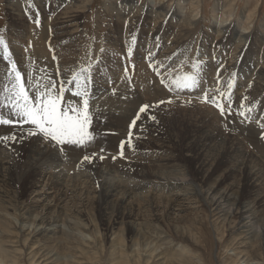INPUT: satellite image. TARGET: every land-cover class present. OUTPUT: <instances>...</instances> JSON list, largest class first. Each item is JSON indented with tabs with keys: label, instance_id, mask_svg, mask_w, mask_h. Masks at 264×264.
Returning a JSON list of instances; mask_svg holds the SVG:
<instances>
[{
	"label": "rangeland",
	"instance_id": "374dc122",
	"mask_svg": "<svg viewBox=\"0 0 264 264\" xmlns=\"http://www.w3.org/2000/svg\"><path fill=\"white\" fill-rule=\"evenodd\" d=\"M72 19L76 29L72 26L61 39L51 35L57 24ZM0 35L7 42L11 58L22 74L27 79V73H31L36 87L42 88V83L54 80L55 75L61 79L70 76L71 79L81 68L91 66L94 83L89 84V90L93 86L96 95H91L90 101L93 117L97 119L102 116V111L97 110L95 102L100 103L108 94L107 90L120 88V95L111 98L117 102L122 99L123 103L119 104L112 101L117 110L124 111L125 106L128 109L132 105L131 99L138 103L133 117L139 106L149 105L133 128L132 147L125 145L123 157L119 145L121 141L127 144L128 133L103 131L98 126L96 138L106 135L125 139L114 143L102 141L106 147L100 148L95 143L86 149H78H83L82 152L90 148L98 150L91 163L85 161L86 168L96 171L90 178L77 176L84 155L79 162L71 164L77 166L67 171V177L61 183L67 187L75 185V191L62 204L55 200L58 188H47L49 172L56 169L58 162L48 161L47 167L52 166L46 168L45 176L36 181L32 175L24 177L13 167L11 179L18 186L17 193L8 186H0V264H264V206L255 207L250 219L242 223L238 214L233 215L237 212L236 203L241 204L250 189L246 169L249 164H243V158H234L235 152L244 151L247 156L255 154L252 158L264 169V139H261L264 135V71L263 75L259 74L260 66L264 67V0H75L73 3L65 0H0ZM129 50L130 57L127 55ZM149 52L165 83L192 71L191 64L198 58L200 89L214 88L217 75L222 80V89L226 90L231 82L233 111L247 96L244 103L246 108H251L247 113L249 119L233 115L226 122L214 106L204 103L202 91H169L149 66ZM7 68V61L0 51V76L7 74ZM138 77L143 78V84L152 92L147 98L141 97L142 92L147 91L138 84ZM259 77L263 81H259ZM0 86L2 90L3 85ZM124 89L131 91V99L127 91H122ZM138 90L139 96L135 94ZM157 98L163 99L157 101ZM111 100L108 101L110 105ZM169 100L172 102L168 103ZM149 115L155 119H148ZM195 123L200 128H196ZM7 126L0 125L3 154L16 161L22 156L24 161L28 154L24 145L33 142L19 139V124ZM127 126L125 132H128ZM104 128L111 129L109 126ZM13 135L17 137L16 141L12 140ZM4 136L8 139H2ZM214 144L219 145L218 148ZM227 147L232 153L226 152ZM219 148H223L224 153L219 154ZM62 165L59 168L64 171L69 167ZM156 173L185 178L187 183L172 191L173 197H170L171 203L177 202L180 207L168 205L169 193L162 185L158 187V181L152 180ZM31 182L33 185L30 186ZM115 182L125 189L139 183L149 186L145 189L147 193L141 189L133 190L134 199L130 200L136 203L132 206L133 219L119 221L120 226L112 227L121 208L109 205L108 218H103L101 200L103 192ZM192 188L197 192L195 196L183 195L177 201L176 194L183 190L190 192ZM18 196L20 205L24 199V203L31 201L29 212L17 208L20 205L13 201ZM221 196L226 198L225 202L218 199ZM210 200L221 205V217L212 212ZM48 203L61 209L43 207ZM247 203V208L254 206L249 200ZM153 204H157L154 209L150 206ZM50 224L56 227L52 233ZM243 224L246 225L240 227ZM245 243L247 247H241ZM246 251L252 257L241 255Z\"/></svg>",
	"mask_w": 264,
	"mask_h": 264
},
{
	"label": "snow or ice",
	"instance_id": "6c2138e0",
	"mask_svg": "<svg viewBox=\"0 0 264 264\" xmlns=\"http://www.w3.org/2000/svg\"><path fill=\"white\" fill-rule=\"evenodd\" d=\"M35 23L39 24V21H35ZM0 51L8 65L7 74L4 77L6 83L0 92V125L19 124L21 126L20 140L29 139L34 143L45 145L51 149L50 155L52 156L66 151L68 148L86 149L96 136V129L93 127V114L90 111L89 84L94 83V75L90 71L91 66L87 69L81 68L72 75L70 80L61 79L59 82L51 80L43 88L37 87L33 90L31 73H27L26 79L22 70L11 58L9 46L2 35H0ZM101 53H103V49H101ZM131 54V50H129L127 55L130 57ZM148 57L149 66L156 71L151 60V52ZM53 59H56L55 56ZM191 68L192 71L176 76L171 83H165L159 71H156V74L160 76V83L169 91L175 90L177 93L184 90L202 91L204 103L214 106L226 122L233 115L243 117L245 120L249 119L247 113L251 112V108H246L244 103L248 99L247 96L242 98L234 112L232 108L234 102L233 84L229 82L227 89H222L220 87L222 80L217 75L214 88L200 89L202 80L198 58L191 64ZM171 102V100L168 101V103ZM160 103H164V101H160ZM148 108L149 105H142L129 125L127 141L129 148L132 147L133 128L140 120L141 114L146 113ZM147 118L155 119L151 115ZM225 127H227V123H225ZM261 138L264 139V135ZM2 139L7 140L8 137L4 136ZM12 140L16 141L17 137L13 135ZM119 148L120 156L123 157L125 141L120 142ZM95 155L96 153L91 156L84 155L81 163L85 161L91 163ZM100 158L104 159L103 156ZM112 159L115 160L116 157H112Z\"/></svg>",
	"mask_w": 264,
	"mask_h": 264
},
{
	"label": "bare ground",
	"instance_id": "6f19581e",
	"mask_svg": "<svg viewBox=\"0 0 264 264\" xmlns=\"http://www.w3.org/2000/svg\"><path fill=\"white\" fill-rule=\"evenodd\" d=\"M75 0H65V2H67V3H73ZM126 5V7L127 6H129V5H127V4H125ZM125 7V8H126ZM125 8L123 9V10H125ZM121 13V12H120ZM76 24V23H75ZM74 27L75 29L77 28V26H75V25H73V19L72 20H70V21H67V22H60V24L58 25L57 24V26L55 27V29H54V31L53 32H51V35H53V36H56L55 38L56 39H61V38H63V36H65L66 35V33H68L69 31H70V29H71V27ZM73 29V28H72ZM71 35V34H70ZM65 38V37H64ZM246 39V38H245ZM66 40V39H65ZM67 41V40H66ZM69 43V42H68ZM173 44V43H172ZM259 74L260 75H263V71H264V67L263 66H260V68H259ZM76 73V72H75ZM136 74V73H135ZM254 74H256V73H254ZM6 76V74H2V76H0V81H1V84L3 85V87H4V84L6 83V80L4 79V77ZM138 76V75H137ZM70 78V76L68 77V78H63V79H65V80H70L69 79ZM135 78V77H134ZM150 78V77H149ZM138 84L141 86V85H143V87L146 89V93H144V91L142 92V95H141V97H143V98H147L146 96L148 95H150V93H152L151 92V90H148L149 88L145 85V84H143V78H141L140 79V77H138ZM148 79V78H147ZM151 79V78H150ZM54 80H56L57 82H59V80H61V78L59 77V76H57V75H55V78H54ZM135 80V79H134ZM38 81V80H37ZM146 81V80H145ZM259 81H263V79H261L260 77H259ZM33 82V81H32ZM39 82V81H38ZM0 84V85H1ZM47 84V83H46ZM136 84V83H135ZM42 85L44 86L45 85V83L43 82L42 83ZM43 86H42V88H43ZM139 86V87H140ZM1 87V86H0ZM32 87H33V90H35L37 87L34 85V83H32ZM91 87V89L89 90V95H90V99H91V95H96V89L93 87V86H90ZM112 87V86H111ZM1 89V88H0ZM119 89L120 88H116V89H111V90H107L106 91V93H108L107 95H109V96H107V95H104L105 96V98L103 99V97H101L103 100H101V102L99 103V102H95V106H96V108H97V110H99V109H101V111H102V116L99 118V119H97V118H95V117H93V127H95L96 125V127H95V129H99V127L98 126H100V127H102L100 130H103V131H108V132H116V133H118V131H120L121 133H128V132H125V130H126V126H127V123L129 122V120L133 117V114H134V112L136 111V109H137V105H138V103L137 104H135V102H133V101H135V100H133L132 101V99L130 98L131 97V95L130 94H132L131 93V91L129 90V89H124V90H122L123 92H128V94H129V98L131 99V101L130 102H132V105L128 108V109H126L125 107V104H123L125 107H123L125 110L123 111V110H117V109H115V107L113 106L114 105V103L115 102H112L113 100H111V98H114V97H116L117 95H120V93H119ZM2 90H3V88H2ZM2 90H0V92H2ZM92 92V93H91ZM126 92V93H127ZM110 93V94H109ZM139 90L135 93V94H137V96H139ZM159 93V92H158ZM145 95V96H144ZM151 95H153V94H151ZM157 96H158V94H156ZM155 95V96H156ZM107 96V97H106ZM126 96V95H125ZM118 97V96H117ZM122 97H123V95H122ZM167 97V96H166ZM67 98V97H66ZM140 98V97H139ZM151 98V97H150ZM125 99V98H124ZM156 99V98H155ZM158 99H163V98H157V101H159ZM109 100H111V105L110 104H108V101ZM116 100V99H115ZM114 100V101H115ZM120 100H122V99H120ZM120 100H118V102H122V101H120ZM129 100V99H128ZM124 101V100H123ZM138 101V100H137ZM144 101V100H143ZM147 100H145V102H146ZM155 101V100H154ZM117 102V100H116V103L115 104H117L118 103ZM150 102V101H149ZM123 103V102H122ZM92 104L93 103H91V101H90V111L91 112H93V106H92ZM119 104V103H118ZM135 104V105H134ZM141 104H143V103H140V105ZM151 105H153V104H151ZM117 106V105H116ZM119 107L121 106V104L120 105H118ZM142 106V105H141ZM141 106H139V108L141 107ZM139 108H138V110H137V112L139 111ZM211 111V110H210ZM137 112L135 113V116H136V114H137ZM207 113V112H206ZM205 113V114H206ZM213 113V112H212ZM211 113V114H212ZM215 113H216V111H215ZM214 114V113H213ZM212 114V115H213ZM96 116V115H95ZM134 116V117H135ZM215 116V115H214ZM134 117L130 120V122L128 123V126H127V131L129 130V124L131 123V121L134 119ZM219 119V118H218ZM211 120V119H210ZM221 120V119H220ZM232 120V119H231ZM172 121V120H171ZM181 121V120H180ZM179 121V122H180ZM190 121V120H189ZM195 121V120H194ZM193 121V122H194ZM216 122H215V124H217V120H215ZM182 122V121H181ZM197 122V121H196ZM210 122V121H209ZM222 122V121H221ZM97 123V124H96ZM191 123H192V121H191ZM180 124V123H179ZM183 124V123H182ZM187 124V123H186ZM197 123H195V127L196 128H200V126H198V125H196ZM231 124V123H230ZM237 124V123H236ZM7 126V125H6ZM9 126V125H8ZM7 126V127H8ZM105 126H109V127H111V129H105L104 127ZM193 126V125H192ZM235 126V125H234ZM239 126H241V125H239ZM10 127V126H9ZM217 127H219V126H217ZM243 127V126H242ZM178 128V127H177ZM194 128V127H193ZM136 129V128H135ZM181 129V128H180ZM195 129V128H194ZM203 129H205V128H203ZM216 129V128H215ZM243 129V128H242ZM245 129V128H244ZM243 129V130H244ZM190 130V129H189ZM193 130V129H192ZM198 130V129H197ZM214 130V129H213ZM240 130H241V128H240ZM2 131H4V130H2ZM205 131H206V129H205ZM239 131V130H238ZM246 131V130H245ZM248 131V130H247ZM1 132V131H0ZM5 132V131H4ZM4 132H3V134H4ZM191 132V131H190ZM194 132V131H193ZM201 132V131H200ZM214 132V131H213ZM134 133H135V131H134ZM198 133V132H197ZM202 133H204V131L202 130ZM212 133V132H211ZM211 133H209V134H211ZM230 133V132H229ZM262 133V132H261ZM0 134H2V133H0ZM103 134V133H102ZM137 134V133H136ZM191 134V133H190ZM208 134V133H207ZM214 134H215V132H214ZM248 134V133H247ZM251 134V133H250ZM134 135V134H133ZM198 135V134H197ZM199 135H201L200 133H199ZM211 135H213V134H211ZM216 135V134H215ZM252 135V134H251ZM258 135H259V133H258ZM218 136V135H217ZM227 136V135H226ZM239 136V135H238ZM244 136H247V135H244ZM248 136H249V134H248ZM247 136V137H248ZM206 137V136H205ZM119 138L120 137H109V136H101V137H98V138H96L95 137V139H94V141L90 144L91 146H93V144L95 145V143L101 148V146L102 147H106L105 145H103V142L102 141H105V142H110V141H112L113 143H114V141H118L119 140ZM124 137H121V140H124L123 139ZM218 138V137H217ZM251 138V137H250ZM239 139V138H238ZM243 139H244V137H243ZM262 139V138H261ZM121 140H119V141H121ZM248 140V139H247ZM246 140V141H247ZM255 140V139H254ZM254 140H252V141H254ZM209 141V140H208ZM216 141H217V139H216ZM228 141V140H227ZM232 141V140H231ZM240 141H242V140H240ZM257 141V140H256ZM263 141V140H262ZM33 142V141H32ZM102 142V143H101ZM104 142V143H105ZM193 142H194V140H193ZM229 142V141H228ZM233 142H235V141H233ZM247 142H250V139H249V141H247ZM255 142V141H254ZM116 143V142H115ZM222 143H224V142H222ZM226 143V142H225ZM237 143H238V140H237ZM259 144L258 145H261L260 144V142H258ZM112 144V143H111ZM231 144V143H230ZM250 144V143H249ZM116 145H117V143H116ZM125 145H127V144H125ZM196 145V144H195ZM224 145V144H223ZM233 145V144H232ZM237 145V144H236ZM109 146V145H108ZM188 146V145H187ZM189 146H190V144H189ZM207 145H205V147H206ZM218 146L219 145H217V144H214V147H216V148H218ZM226 146V145H225ZM255 146H257L256 145V143H255ZM89 147V146H88ZM208 147H209V145H208ZM207 147V148H208ZM232 147H234V145L232 146ZM251 147V146H250ZM259 147V146H258ZM3 148L4 147H0V156H1V153H2V158L0 157V162H3L4 163V165L5 166H3V164H1L0 163V186H8L13 192H14V194L15 193H17V185L16 184H14L13 183V181H12V174H13V170H14V168L13 167H15L17 170H19L21 173H23V175H24V177L26 176V175H32L33 176V180H35L36 181V178H43L44 176H45V169L46 168H49L50 166H52V165H49L48 167H47V163H48V161H56V162H58V164L56 163L55 165H57L56 166V169H51V170H53L52 172H49V176H50V178L49 179H47V181H48V183H47V188L49 189V190H54L55 189V187H57L58 189L57 190H55L56 191V193H55V196H56V202H59V204H62V203H64V201L65 200H67V199H70V197H71V195L73 194V192L75 191V185H72L71 187H67L68 185L67 184H65V186H64V184H62L61 183V180H63L65 177H67V171H69L70 169H74V168H76V164L75 165H73V166H70L71 164H74L75 162H79V159L83 156V155H86V154H90V155H92L94 152H97L95 149H92V148H90L87 152H82L83 151V149L82 150H78V149H80V148H76V149H72V148H68L66 151H63V152H60V153H58V154H56L55 156H51V157H49V158H47V156H49L50 155V152H51V149H47V147H45V145H42V144H37V143H29V144H27V145H24V148H25V150H27V155L26 156H24V161H23V157L22 156H19L18 157V160L16 161L15 159H13V157L11 158L10 157V155H6V154H3V153H5V152H3ZM189 148V147H188ZM193 148V147H192ZM204 148V147H203ZM206 148V149H207ZM228 148V147H227ZM226 148V152H231L232 153V151H229V148L227 149ZM237 148V147H236ZM235 148V149H236ZM260 148H262V146L260 147ZM259 148V149H260ZM99 149V148H98ZM109 149V148H108ZM114 149H115V147H114ZM194 149V148H193ZM200 149V148H199ZM209 149V148H208ZM213 149V148H212ZM232 149H234V148H232ZM244 149H245V147H244ZM256 149V148H255ZM258 149V150H259ZM189 150V149H188ZM196 150H198V148L196 149ZM201 150H203L202 148H201ZM210 150V149H209ZM238 150V149H237ZM257 150V151H258ZM262 150V149H261ZM261 150H259V152L261 151ZM4 151H6V150H4ZM99 151H100V149H99ZM110 151V150H109ZM114 151V150H113ZM167 151V150H166ZM263 151V150H262ZM199 152V151H198ZM219 154H220V152H223L224 153V151H223V148H219ZM22 153V152H21ZM233 153H234V151H233ZM236 154H235V156H234V158H236V157H240V158H243V160H244V163L243 164H245V163H247V164H249V165H247L248 166V168H246L247 170H248V172H249V177H248V185H249V194H246V199H244V201L240 204V203H236V205H237V207H236V210H237V212L236 213H234L233 215H236V214H238L239 215V219H240V223H242L244 220L246 221V219H250V214H252L251 213V211L252 210H254V208L256 207V209H258V207L259 208H261V207H263L264 206V182H263V180H264V169L262 170V167L260 166V163L259 162H257L256 161V159H254V158H252V157H254V155H251V154H249L248 156H247V154L244 152V151H237V152H235ZM263 153H264V151H263ZM263 153L261 152V154L263 155ZM14 153H12V155H13ZM60 154V155H59ZM205 154V153H204ZM230 155V154H229ZM231 155H233V154H231ZM251 155V156H250ZM95 156H97V154L95 155ZM94 156V157H95ZM167 156V155H166ZM210 156V155H209ZM219 156V155H218ZM169 156H167V158H168ZM188 157V156H187ZM195 157V156H194ZM198 157V156H197ZM197 157H195V158H197ZM229 157V156H228ZM245 157V158H244ZM167 158H163L164 160L165 159H167ZM264 158V157H263ZM2 159H4V160H2ZM168 159H172V158H168ZM212 159V158H211ZM228 159V158H227ZM21 161L20 163H18V161ZM209 160H210V158H209ZM215 160H217V159H215ZM239 160H241V159H239ZM238 160V161H239ZM261 160V159H260ZM264 160V159H263ZM5 161V162H4ZM200 161V160H199ZM211 161V160H210ZM210 161H208V162H210ZM227 161V160H226ZM215 162V161H214ZM236 162V161H235ZM198 163V162H197ZM216 163V162H215ZM215 163H213L212 165L213 166H215ZM234 163V162H233ZM23 164V165H22ZM61 164H63L62 166L63 167H65V165H69V167L67 168V167H65V169H66V171H64L63 169H60L59 167L61 166ZM87 164H88V162H87ZM203 164H205V163H203ZM236 164H237V162H236ZM239 164V163H238ZM22 165V166H21ZM124 165V164H123ZM207 165V164H206ZM210 165H211V162H210ZM228 165V164H227ZM235 165V164H234ZM21 166V167H20ZM86 166H88V165H86V162H83V164L82 165H80V167H81V169H80V171H79V173L77 174V176L78 177H86V176H88L87 178H90L91 176H93V174H94V172L96 171V169L94 170L93 168H86ZM72 167V168H71ZM124 167V166H123ZM225 167V166H224ZM227 167V166H226ZM243 167H244V165H243ZM59 168V169H58ZM235 168V167H234ZM233 168V169H234ZM225 169V168H224ZM98 170H100V168L99 169H97V171ZM110 170V169H109ZM242 171V170H241ZM19 172V173H20ZM99 172V171H98ZM169 172V171H168ZM167 172V173H168ZM215 172V171H214ZM233 172V171H232ZM134 174H136V176H139V177H142L143 178V176L144 175H139V174H137V173H134ZM231 174V173H230ZM229 174V175H230ZM245 174V173H244ZM172 175V174H171ZM185 176V175H184ZM212 176H213V174H212ZM246 176V175H245ZM175 176H159V175H157V173L156 174H154V176H153V178H152V180H154V181H158L159 183H158V187L159 186H161L162 185V189L163 190H165L167 193H169V195H167V197L169 198L168 199V201H169V206L171 207V208H173L174 206H175V204H176V206L178 205L177 204V202H175V203H171V201H170V197H173V194H172V191H175V190H178V189H180V186H182V185H184L185 184V182L187 183V181L185 180V178H183L182 176H179L178 175V177H175ZM179 177H181V178H179ZM211 177V176H210ZM230 178V177H229ZM38 180V179H37ZM76 180V179H75ZM87 180V179H86ZM238 180V179H237ZM261 180V181H260ZM222 181V180H221ZM225 181V180H224ZM231 181V180H230ZM34 182V181H33ZM128 182V181H127ZM136 182V181H135ZM77 183V182H76ZM116 183V182H115ZM114 183V185H110L109 187H107V189L105 190V192H103V196H102V200H101V210L103 211V218H108V216H107V211H109V205H111V204H115L116 206H118V207H120L121 209H120V212L118 213V216H116L115 217V219L113 220V226L112 227H114L115 225H119L120 224V222L119 221H124V220H128V219H133V209H132V206H134V205H136V203L134 204V202H131L130 200H132V199H134L133 198V190H136V189H141L142 191H144V192H146L145 191V189H146V187H148L149 185L146 183V184H143L142 182V184L141 185H139V184H137L135 187H130V185H128L127 187H126V189L125 188H122V187H120L117 183L115 184ZM134 184H136V183H134ZM31 185H33V183L31 182L30 183V186ZM69 185H71V184H69ZM152 185V184H151ZM9 189V190H10ZM77 189V188H76ZM82 189V188H81ZM86 189V188H85ZM188 189V188H187ZM87 190V189H86ZM77 191V190H76ZM164 191V192H165ZM97 193V192H96ZM147 193V192H146ZM171 193V194H170ZM196 193L197 192H195V190L192 188L191 189V191L190 192H186L185 190H183L182 191V193L181 194H176L175 195V197H176V199H177V201L178 200H181V199H179V198H181V196H183V195H187L188 197H191V196H195L196 195ZM80 194V193H79ZM212 194V193H211ZM81 195V194H80ZM85 195V194H84ZM136 195V194H135ZM135 195H134V197H135ZM215 195V194H214ZM221 195V194H220ZM3 196V195H2ZM16 196V195H15ZM226 196V195H225ZM58 197V198H57ZM213 197V196H212ZM227 198H228V196H226ZM89 198V197H88ZM216 198V197H215ZM20 198H19V196L18 197H16V199H15V201H13L14 203H15V205L17 204V205H20V204H18L19 202L17 201V200H19ZM218 199H221L222 201L224 200V202L226 201V198L225 197H218ZM229 199H231L230 197H229ZM231 200H233V199H231ZM251 201L253 204H254V206L251 208H247V206H248V203H247V201ZM176 201V200H175ZM24 202H25V199H24ZM21 203V205L20 206H16L17 208H20V211H24L25 210V212H29L30 211V208H31V201H27L26 203ZM37 202V201H36ZM224 202H222V203H224ZM208 203H210V207H212L211 209H212V212L214 213V215H217L218 217H221L222 215H220V213L222 214V212L220 211L219 212V207H221V205H219L216 201H214V200H210V202H208ZM180 204V203H179ZM241 206H240V205ZM155 205H157V204H155ZM154 204L153 205H150V206H152L153 207V209L154 208H156V206H155ZM250 205V204H249ZM53 206H55L57 209H61V207H59V206H57V205H53ZM53 206H50V204L48 203V204H46V205H44L43 207H46V208H48V207H53ZM209 206V205H208ZM149 207V206H148ZM178 207H180L179 205H178ZM210 209V210H211ZM227 209V208H226ZM64 211H69L68 209H66V208H64L63 209ZM73 210V209H72ZM135 211V210H134ZM223 211V210H222ZM252 217V216H251ZM104 220V219H103ZM105 220H107V219H105ZM111 220V219H110ZM251 221V220H250ZM105 222V221H104ZM107 222H109V221H107ZM131 222H128V224H130ZM251 223V222H250ZM44 224V222H41V225H43ZM108 224H110L111 225V223H108ZM110 225H109V227H110ZM125 225V224H124ZM239 225V224H238ZM246 224H243V225H240V227L241 226H245ZM105 226H107V225H105ZM120 226V225H119ZM251 226V225H250ZM49 227H51V228H49L50 229V231H51V233H52V231H53V229H55L56 227H54V224H50L49 225ZM134 228V227H133ZM238 228V227H237ZM246 228H247V226H246ZM245 228V229H246ZM106 229V228H105ZM110 229V228H109ZM112 229V228H111ZM237 230V229H236ZM44 232H45V230H43ZM240 231V230H239ZM238 231V232H239ZM246 231V234H247V236H250V235H248V230H245ZM32 232H34V230H32ZM55 232V231H54ZM42 233V231L41 232H39L38 234H41ZM251 233V232H250ZM37 234V235H38ZM160 238V237H159ZM248 239H249V237H248ZM243 243V242H242ZM241 243V244H242ZM238 244V243H237ZM244 244V243H243ZM247 245V243H245V245H243V246H241V247H247L246 246ZM243 249V248H242ZM241 255H243V256H246V257H252V254L250 253H248L247 251L244 253V254H241ZM242 256V257H243ZM246 257H244L245 259H246ZM242 259V258H241Z\"/></svg>",
	"mask_w": 264,
	"mask_h": 264
}]
</instances>
